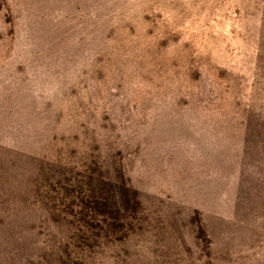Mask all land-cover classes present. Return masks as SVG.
Listing matches in <instances>:
<instances>
[{"label":"rangeland","instance_id":"374dc122","mask_svg":"<svg viewBox=\"0 0 264 264\" xmlns=\"http://www.w3.org/2000/svg\"><path fill=\"white\" fill-rule=\"evenodd\" d=\"M0 264H264V0H0Z\"/></svg>","mask_w":264,"mask_h":264}]
</instances>
